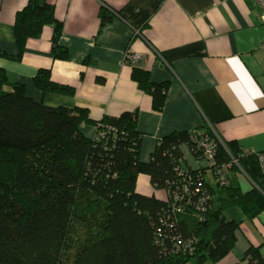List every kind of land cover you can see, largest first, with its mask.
Returning <instances> with one entry per match:
<instances>
[{
	"label": "trees",
	"instance_id": "16d2710c",
	"mask_svg": "<svg viewBox=\"0 0 264 264\" xmlns=\"http://www.w3.org/2000/svg\"><path fill=\"white\" fill-rule=\"evenodd\" d=\"M46 25L55 26L53 53L66 59L63 22L52 5L37 0L17 13L19 53L0 50V56L21 59L27 41ZM133 66V78L162 110L170 81L155 82L142 64ZM34 81L43 91L75 92L50 69H40ZM138 116L136 110L94 120L84 107L48 105L0 67V264H207L231 253L240 222L229 213L255 219L264 210L256 154L237 140H218L217 165L233 158L239 164L226 172L227 183H213L207 173L215 170L185 130L162 137L143 161ZM86 122L97 125L95 137L83 131ZM203 129L216 136L211 126ZM183 145L200 164L186 162ZM242 169L251 182L247 190ZM141 174L167 198L138 191ZM239 264H264L261 247L251 246Z\"/></svg>",
	"mask_w": 264,
	"mask_h": 264
},
{
	"label": "crops",
	"instance_id": "0c3cea01",
	"mask_svg": "<svg viewBox=\"0 0 264 264\" xmlns=\"http://www.w3.org/2000/svg\"><path fill=\"white\" fill-rule=\"evenodd\" d=\"M29 1L0 0L1 51L19 53L16 17ZM37 2L52 5L63 22L60 42L69 49L68 57L53 53L54 25L27 41L21 59L0 56L9 81L24 83L33 98L87 108L94 120L138 110L143 161L151 159L162 137L206 125L223 141L237 140L245 151L264 150V25L254 0ZM128 50L142 55L153 81H170L162 110L153 107V97L133 78L134 66L125 61ZM40 69H50L55 81L75 92L39 89L34 78ZM82 129L89 137L97 135L92 122ZM182 149L188 164H200L186 145ZM207 178L215 182L212 172ZM137 190L168 196L147 174L139 176ZM229 216L240 222L237 242L225 258L207 264L242 263L251 246H260L264 254V210L255 219L238 210Z\"/></svg>",
	"mask_w": 264,
	"mask_h": 264
},
{
	"label": "built area",
	"instance_id": "2783aa9c",
	"mask_svg": "<svg viewBox=\"0 0 264 264\" xmlns=\"http://www.w3.org/2000/svg\"><path fill=\"white\" fill-rule=\"evenodd\" d=\"M255 4L260 8L261 14V23L264 25V0H254ZM264 46V43H263ZM125 61L131 64H142L144 65L143 57L140 53L132 52L128 50L125 53ZM216 136H211L206 132V130H196L192 131V134L197 142V147L200 149H203L205 158L207 159L208 165L210 169L215 170L213 171L215 182L220 183H227V174L231 167L233 166V163L239 164L238 160L233 158V162L222 164L221 166L217 165L215 161V157L217 154V148H218V140L222 141L221 137L216 133L214 130ZM224 143V142H223ZM256 154V157L258 159V163L260 165L261 171L263 173V183H264V150L261 151H247ZM244 174L247 175L244 169H242ZM248 176V175H247ZM254 183V182H253ZM257 187H260L258 184L254 183ZM199 190V189H198ZM175 198L179 199L180 196L177 194V192L174 193ZM178 202V201H177ZM174 209L180 210L182 208V205L174 204Z\"/></svg>",
	"mask_w": 264,
	"mask_h": 264
},
{
	"label": "rangeland",
	"instance_id": "374dc122",
	"mask_svg": "<svg viewBox=\"0 0 264 264\" xmlns=\"http://www.w3.org/2000/svg\"><path fill=\"white\" fill-rule=\"evenodd\" d=\"M241 175H242L241 180L243 182V186L247 190L251 187L250 179L244 175V172ZM189 264H197V260L193 259L189 262Z\"/></svg>",
	"mask_w": 264,
	"mask_h": 264
}]
</instances>
